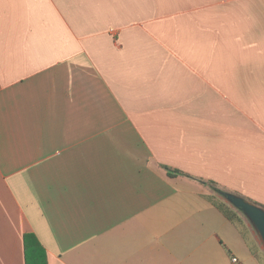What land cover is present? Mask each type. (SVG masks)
<instances>
[{
    "label": "crops",
    "instance_id": "crops-1",
    "mask_svg": "<svg viewBox=\"0 0 264 264\" xmlns=\"http://www.w3.org/2000/svg\"><path fill=\"white\" fill-rule=\"evenodd\" d=\"M210 183L264 208V0H0V264H264Z\"/></svg>",
    "mask_w": 264,
    "mask_h": 264
},
{
    "label": "water",
    "instance_id": "water-1",
    "mask_svg": "<svg viewBox=\"0 0 264 264\" xmlns=\"http://www.w3.org/2000/svg\"><path fill=\"white\" fill-rule=\"evenodd\" d=\"M219 193L224 196L227 203L247 218L264 249V208L242 196L223 191H219Z\"/></svg>",
    "mask_w": 264,
    "mask_h": 264
},
{
    "label": "trees",
    "instance_id": "trees-1",
    "mask_svg": "<svg viewBox=\"0 0 264 264\" xmlns=\"http://www.w3.org/2000/svg\"><path fill=\"white\" fill-rule=\"evenodd\" d=\"M169 172V175H177V174H183L180 171H176L170 168H166ZM202 183L209 184L207 182L201 181ZM211 185H214V183H210ZM215 186V185H214ZM208 200L212 205H214L218 210H220L229 220L238 222L240 224H243V220L241 215H239L235 210L229 207V205L223 201H219L218 199L214 197H208ZM38 242L34 236H28L26 237V246L30 245H37Z\"/></svg>",
    "mask_w": 264,
    "mask_h": 264
},
{
    "label": "rangeland",
    "instance_id": "rangeland-1",
    "mask_svg": "<svg viewBox=\"0 0 264 264\" xmlns=\"http://www.w3.org/2000/svg\"><path fill=\"white\" fill-rule=\"evenodd\" d=\"M210 191H211V194H212L211 197H214V198L218 199L219 201H223V202L227 203V201L224 198V196L219 193V189H217L214 185H210ZM227 204H229V203H227ZM239 213H240L241 217L249 224V222L247 221V218L241 212H239ZM251 229H252V227H251ZM255 239L259 240L258 235L256 233H255Z\"/></svg>",
    "mask_w": 264,
    "mask_h": 264
},
{
    "label": "built area",
    "instance_id": "built-area-1",
    "mask_svg": "<svg viewBox=\"0 0 264 264\" xmlns=\"http://www.w3.org/2000/svg\"><path fill=\"white\" fill-rule=\"evenodd\" d=\"M232 261L234 264H236L238 262L237 258H233Z\"/></svg>",
    "mask_w": 264,
    "mask_h": 264
}]
</instances>
